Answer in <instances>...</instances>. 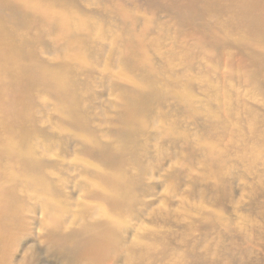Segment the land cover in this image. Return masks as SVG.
I'll return each mask as SVG.
<instances>
[{
	"label": "rangeland",
	"instance_id": "obj_1",
	"mask_svg": "<svg viewBox=\"0 0 264 264\" xmlns=\"http://www.w3.org/2000/svg\"><path fill=\"white\" fill-rule=\"evenodd\" d=\"M9 1L17 6L0 2V54H7L4 46L11 42L3 35L11 33L16 38L27 39L26 46L23 42L17 43L18 48L24 49L23 57L20 56L24 62L40 55V61L56 68L64 58H85V65L71 77L81 82L78 93L86 105L100 113L95 128L107 140L114 138L108 133L110 125L105 117L111 120L120 102L116 84L136 79L134 82L142 86L148 67L159 66L162 58L172 65L154 81L166 90L180 89V94L188 98L186 103L197 110L190 112L194 115L186 120L187 133L176 141L159 140L147 149L149 152L138 157L144 162L140 165L142 169L137 168L130 177L132 181L142 178L139 191L133 194L138 206L122 215L119 221L125 246L135 252L125 251L116 260L113 254L108 264H264V50L258 52L251 40L258 34L263 35L264 24L256 28L258 24L255 26L252 20L251 24L240 14L243 12L240 3L229 0H209L197 6L196 12H192L197 23L190 28L183 25L184 19L178 17L174 8L176 4L185 8L189 0ZM222 4L225 7L221 8ZM228 5H236L231 6L236 9ZM23 6L35 8L42 16L32 19L23 12L18 14L16 8ZM67 22L70 29L66 28ZM219 25L223 26L220 30ZM88 28L90 31H86ZM258 28L263 29L260 32ZM250 31L252 38H249ZM143 32L145 42L154 48L146 55L133 56L131 50ZM87 34L84 46L82 37ZM242 37L249 38L248 42ZM249 43L253 44L249 48L254 49L247 48ZM57 48L61 50L59 54L54 53ZM0 63L9 67L5 61ZM123 74L127 75L125 80ZM11 83L0 88V101L14 100L11 106H0V134L6 143L13 140L12 134L21 133L15 136V141H24L23 135L31 133L54 159H61L68 152L75 153L71 169H78L71 170L70 174L52 170L55 188L59 191L53 199L60 204V209L50 219L60 222L57 225L48 224L49 217L42 210V203L33 204V214L11 216L5 224H2L4 213H0V264L14 260L22 264H91L88 244L74 240L71 234L83 225L74 216L84 209L77 206L81 196L87 195L82 169L92 170L99 163L86 154L74 152L80 148L79 138L86 135L62 119L60 103L54 95L34 81L32 85L26 76ZM167 101L162 109H170L171 103H175L173 115L185 120L190 106L183 101L178 103L175 96H169ZM41 105L49 110L38 115ZM40 118L39 123L36 120ZM204 143L215 145L213 152L220 157H212L215 153L207 151ZM147 156L151 158L146 160ZM212 158L217 160L213 163ZM16 167L13 165L12 170ZM107 170L112 173V168ZM214 172L220 178H213ZM24 192L31 197L42 195L41 191L30 188ZM19 203L17 209L26 207L25 203ZM84 203L109 211L102 200L83 199ZM143 203L148 204L143 207ZM131 226L139 228L136 240ZM9 228L14 233L2 239V233L6 234ZM35 250L42 254L31 259Z\"/></svg>",
	"mask_w": 264,
	"mask_h": 264
},
{
	"label": "bare ground",
	"instance_id": "obj_2",
	"mask_svg": "<svg viewBox=\"0 0 264 264\" xmlns=\"http://www.w3.org/2000/svg\"><path fill=\"white\" fill-rule=\"evenodd\" d=\"M2 1L14 4L15 7L17 6V4L13 3V1L1 0L0 2ZM189 1L188 3H186V9L184 7L180 8L177 4L174 8H177L176 14L178 15V17L184 19V22H182L183 25L186 27L189 26L190 28V26H193L192 24L195 25L197 23L196 19L192 18V12H196L197 6L205 4L209 0ZM230 1L234 3H240L241 9H243V12L241 13L240 11V14H243V16L245 15V17L250 22L251 20L252 22L254 21L253 23H255V26L258 24L256 28L259 27L262 23L264 24V0H262L261 3L258 2L259 0H229V2ZM216 2L214 3L216 4ZM191 3L192 6H189ZM221 6L224 5L222 4L220 5V7ZM231 6L236 7V5ZM231 6L228 5V7ZM235 7L233 8L236 9ZM16 9L18 10V14L23 12L25 14V17L28 18L40 19V17L42 16L37 13L35 8H27L26 6H23V8ZM220 10L222 12V9ZM224 10L227 11L228 9L226 10V8H224ZM238 10L240 9L238 8ZM249 21L247 24L248 26L250 24ZM244 22L246 23V19L244 20ZM252 22L251 24H253ZM66 25V28L70 29V25L68 24V22L66 23ZM223 26H220L218 30H220ZM208 28L211 29V27ZM256 28H253V30ZM204 30L206 29L204 28ZM86 31H90V28H88V30ZM262 31H264V29ZM255 32L256 34H258L257 31ZM10 34L11 33L3 35L6 36V38L9 39L11 43L9 45L6 43L7 47L4 46L7 54L10 55L6 57L7 54L5 52H1L0 54V61L2 60L5 61L6 64H9V67L7 68L0 63V88L3 89L8 85L7 83L12 84L11 81L16 82L17 80H20L21 77L26 76L31 79L32 85H34V81L36 85L41 86L45 91L50 92L52 95H54L59 100L62 119H66L65 121L67 123H70L69 125L80 129L86 135V137L79 138L78 142L80 148L77 151H73L76 153L79 152L81 154H86L90 158L97 160L99 163V166H93L94 169L92 170H89L88 168L82 169V172L84 173H81V176L84 178L83 184L87 195L81 196L82 198L80 197L82 201L80 202V204H78L77 207L78 209L84 207V209L78 211V213L74 216L75 220L80 221L78 222L80 223V226L81 222H83V225L79 228V230L72 232L71 237H73L74 240L84 241L88 244V248L92 253V255L90 256V260L92 263L108 264L109 259L113 254H116V260L119 259L122 254L124 255L125 251L134 254L135 250H133V248L128 247L127 245L125 246L123 232L121 230L119 221L122 215L138 206V200L133 199V194L139 191L142 178L139 176L138 180L134 178L133 181L130 178L131 176H133V171H136L137 168L140 171L142 169L140 165L144 162L139 161L138 157L141 154L143 155L144 153L149 152L147 149L152 148L153 145L155 143H158L159 140L176 141L183 133H187L186 120L187 118H189L190 112L196 113L197 111L195 107L190 106V104L188 105L186 103V100L188 98H185L180 94V89L173 87L166 90V88H163V85H159V83L154 81V78L157 75H164L167 68L170 70L169 67H171L172 65L171 62L168 59L163 60L162 58L160 59L161 64L159 66L157 64L149 66L148 72L144 76L146 78V81L144 83L141 82L142 86L138 84L139 82H134L136 81V79L129 82L123 81L124 83L122 84H116V93H119L118 99L120 100V102L118 103L119 107L116 108L117 111L114 112L112 119L109 120L105 117L106 121H108L106 123L110 125V130L108 133H110L111 137L114 138L111 140H107L106 135L99 134L97 128H95V121L97 117H99L100 113L98 114L93 106L86 105L85 101H83V98L80 97L78 93L81 90V82L71 77L72 74L77 72L78 68L83 67L82 64L85 65L86 59L82 58V56L75 57L73 58L74 60H68L67 58H64L60 61L62 62V65L55 68L52 66V64L47 65L45 62H42V60L40 61V55H35L33 58L30 57L27 63L24 62L22 58H20V56L23 57L22 55L25 53L24 49L21 48V50L17 47V43L19 41L23 42L22 44L26 46L27 39H24L25 37L19 39L18 37L16 38L14 34L13 36H11ZM141 35V39L136 42V47L134 49L132 48L131 50L133 56H138V53H140L141 55H146L148 52H152L154 48L153 45L151 46V43L145 42V32H143V34ZM87 36H89V34L82 37V44H84V46L87 43ZM247 36L248 35H246V37ZM250 36L249 38H252V36L254 35L252 34ZM249 38L243 39L244 41L246 40V42H248L247 40H249ZM251 40L255 44V49H257L258 52L260 49L262 51L264 50V33L263 35L258 34L256 38L253 37V39ZM244 41H241L242 45L245 44H243ZM249 45L252 46L253 44L251 45V43H249L247 48H249ZM16 47L18 50L16 49ZM249 49L251 50L254 48L250 47ZM60 52L61 50H59V48L54 51V53L57 54H59ZM262 54H264V52H262ZM5 57L7 60H5ZM125 59L127 61V56ZM129 63L130 62H128V65ZM140 64L141 63H139L138 66H140ZM134 65L135 64H133V66ZM138 68L139 67H137L136 69L139 71ZM170 74L174 76L173 72H170ZM175 74H177V78L180 76L178 75V73ZM123 76L125 80L127 75L123 74ZM169 96H175V98L177 97L178 99V103L179 101H183L187 104V106L192 107V110H190V107H188V112H185L187 111L185 110L187 106H184V112L188 113L187 116L186 114L185 116L183 115L185 120L182 118V116H180V119L178 120L176 118H179V116L177 114V117L173 115L174 113L172 111V108L174 107L175 109V103H171L172 106L170 107V109H162L165 108L164 104L168 102L167 98ZM123 97L126 98V101L124 103ZM13 103L14 100L0 101V106L5 104L11 106L13 105ZM183 105L181 106L183 107ZM111 107H114L113 104ZM122 108H124V110L120 111L119 109ZM181 108L178 106V109ZM178 109L176 110L179 114ZM48 110L49 108L46 105H41L38 109V115H42L43 112L47 113ZM180 111L183 112V110ZM100 117H102V115H100ZM225 117H228V115H225ZM235 118L237 117L235 116ZM235 118L233 121H235ZM33 121H39L40 123L41 118L40 120L37 119L36 121ZM220 122L222 123V120ZM224 122L223 124H225ZM228 122L230 121L228 120ZM218 124L220 123L218 122ZM223 124L222 126H224ZM42 131L44 132V130ZM12 135L13 140H7L10 142L6 143V138H4L2 134H0V213H4L2 214V219H4V222H2V224H5V221H7L11 216H20V214H22V217H24L28 216L31 213L33 214V204L42 203V210L44 211L45 215L49 217L48 224L55 226L60 222L52 221L50 219V216L58 209H60V204H58L56 200L53 199V196H55L59 191L57 188H55L56 179L53 178L54 175L52 174V170L61 171V173L66 174H70L71 170L75 172L78 168L71 169V164H73L71 159L74 156L73 154L75 153L72 152L70 154V152H68L67 154H65V156H63V158L54 159L50 157V154L47 153V149H44V146L40 141H38V138L32 136L31 133L28 135H23L25 137L24 141H15L17 139L15 136H20L21 133ZM189 145L191 146V143ZM209 145L205 146L208 149L207 151H212L211 153H215L213 152L215 145L213 147ZM211 153L210 155H212ZM216 154L217 153L212 155V157H216ZM220 155L222 154L220 153ZM150 158V156H147L146 160H149ZM216 158H212L213 163L214 160H217ZM6 160L8 161L10 166L6 162ZM3 161L5 162V164H2ZM15 164L17 167L15 170H12V166ZM184 165L185 162L183 163V166ZM107 167L112 168V173L108 172ZM184 168L189 170V166H185ZM216 176L217 174L214 172L213 178H216ZM217 177H219V175ZM29 188L32 190H37V192L38 190L41 191L42 195L39 197H31L28 193L24 192L25 190H29ZM83 199H89L90 202L102 200L107 204L106 208L110 212L107 210L101 211L99 210V208L91 206V204H82ZM19 201L25 203L26 207L22 206L21 208L17 209V205L20 204ZM147 204L148 203H143L142 206L145 207ZM65 213L67 212H64V214ZM56 217L57 216H55V218ZM29 219H32L31 221L36 222L34 217H30ZM70 219L65 220L67 224ZM131 227H133V231L135 233L134 240H136L138 239L137 235L139 228L135 226ZM5 232L7 233H2L1 235L2 239H4L8 235L13 234L14 230L12 228H9ZM57 238L58 235L55 238V242L57 241ZM32 241L34 242V240ZM40 254L42 253H38L35 250L31 256V259L37 258V256ZM15 261L16 260H14V262H10L9 264H22L15 263Z\"/></svg>",
	"mask_w": 264,
	"mask_h": 264
}]
</instances>
